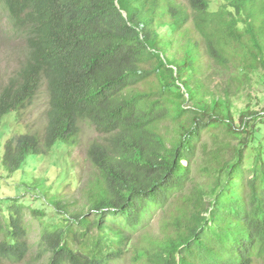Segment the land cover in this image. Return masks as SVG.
I'll return each mask as SVG.
<instances>
[{
	"label": "trees",
	"instance_id": "1",
	"mask_svg": "<svg viewBox=\"0 0 264 264\" xmlns=\"http://www.w3.org/2000/svg\"><path fill=\"white\" fill-rule=\"evenodd\" d=\"M217 1L0 0L3 38L22 44L0 122L43 83L48 96L43 130L5 141V171L77 144L82 123L98 134L81 208L56 198L47 216L0 201V264H111L131 249L141 264H264V116L236 126L230 114L232 87L264 73V0ZM206 136L220 146L199 188L192 164ZM156 211L161 236L135 247Z\"/></svg>",
	"mask_w": 264,
	"mask_h": 264
},
{
	"label": "rangeland",
	"instance_id": "2",
	"mask_svg": "<svg viewBox=\"0 0 264 264\" xmlns=\"http://www.w3.org/2000/svg\"><path fill=\"white\" fill-rule=\"evenodd\" d=\"M212 9H217L221 2L208 0ZM0 91L6 85L7 80L18 68V50L21 49V42L14 37L4 39V22L6 15L0 13ZM161 31H163L161 29ZM165 31V30H164ZM209 73L206 77H209ZM209 86L215 95L220 94L216 91L218 84L224 79L223 74L213 75L209 78ZM246 83L239 88L231 89V108L230 114L235 125L239 124L242 114H259L258 118L264 116V73L260 68H256L247 74ZM209 98V97H207ZM48 96L44 83L32 105L22 110L20 115L9 114L3 117L0 122V201L1 207L9 205L10 199H18L20 204L29 206L32 209H44L47 216H53L54 211L49 206L53 199L63 200L65 203L75 202L79 209L83 205L81 188L91 177V169L86 162V150L89 145L98 138V134L89 124H81V133L77 144L68 146L64 143H57L53 146L49 154L29 156L20 170L14 174L5 171L2 165V154L4 143L10 137L25 133H40L46 122L45 111L47 108ZM188 107L191 103H187ZM205 146V147H203ZM220 146L219 143L212 144L208 136L204 137L203 143L197 149L196 156L192 164L193 186L204 187L203 179L198 175V169L212 164V156ZM46 193V196L44 194ZM10 198V199H9ZM162 212L156 211L151 218L144 222V230L134 234L132 242L135 247H140L146 242V236L160 237ZM28 218V217H27ZM37 224L32 221V232L30 241L36 239ZM135 253L131 249L122 259L111 264H141L142 260L134 261ZM34 255V254H33ZM31 258V257H30ZM30 259V261H32ZM35 260V259H34ZM46 258L37 264H45ZM29 262V261H28ZM25 262L24 264H28Z\"/></svg>",
	"mask_w": 264,
	"mask_h": 264
}]
</instances>
